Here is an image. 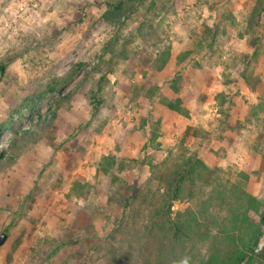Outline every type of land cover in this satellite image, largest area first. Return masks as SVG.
<instances>
[{
	"label": "rangeland",
	"instance_id": "obj_1",
	"mask_svg": "<svg viewBox=\"0 0 264 264\" xmlns=\"http://www.w3.org/2000/svg\"><path fill=\"white\" fill-rule=\"evenodd\" d=\"M262 4L137 0L107 21L105 0H0V264H206L238 206L264 252ZM189 160L176 243L157 213Z\"/></svg>",
	"mask_w": 264,
	"mask_h": 264
},
{
	"label": "trees",
	"instance_id": "obj_2",
	"mask_svg": "<svg viewBox=\"0 0 264 264\" xmlns=\"http://www.w3.org/2000/svg\"><path fill=\"white\" fill-rule=\"evenodd\" d=\"M136 1L137 0H131V1L105 0V5L107 9L104 14V19L107 21H112L118 19L119 17L129 12L130 10L131 12H133V7H131V4L132 5L135 4ZM229 1L230 0H223L224 3H227ZM260 1L262 0H259V2ZM253 12H254L253 16H257L258 20L259 18L264 17V4H262V6L259 9L255 7ZM151 34L154 35V32H151ZM254 55L256 56L257 53L255 52ZM169 58H170V52L168 50L164 51L161 57L159 58V61L157 60L158 65L154 66L155 70L156 71L162 70V68L165 67V65L169 61ZM5 68L6 65H1L0 73H3ZM104 78L105 77L102 75L99 78V83L102 82ZM170 89L173 92H176V89L173 86L170 87ZM54 90H55L54 87H50L49 92ZM44 96L45 93H41L37 95L34 100L35 101L34 103L42 99ZM170 98L171 96L165 95L164 97L161 98L160 104L164 105V107H167L169 111L179 112V107H180L179 99L178 98L174 99V101L168 100ZM171 102H176V103L172 104ZM94 109L95 110L97 109L95 104H94ZM199 165L202 166L203 168V164H201L199 160H196L194 163H192L189 160V161H185L181 165L176 166L172 177L168 180L164 188L165 191L163 194L162 203L158 209L157 215L159 217H162L165 220V222H167L170 225L169 238L176 243H180L181 240H183L185 237H188L189 234L192 233L193 222H192V217L180 219V215H183L180 213L178 214L179 217H177V219L173 221L171 219L173 204L175 201H177L180 198V194L182 191V187L184 186L185 180H187L188 176H190L192 173H194L196 169H198ZM246 198H247L248 210L254 209L255 215H257V217L261 222L262 219H264V208H262L261 202L255 200L250 196H246ZM250 207L251 209H249ZM185 214H188V212H186ZM234 226H235V240H238V242H234L231 240L232 245L230 246V249L226 252L227 255H225L224 257H221L223 254H220V252L216 250L213 256L209 257L206 264H251L252 261L255 259H258V261H264V252L255 253L253 247L256 243V240L260 236V227L258 224L253 222L252 219L249 217V212L243 210L241 206H238L235 209ZM151 231L152 228L150 232Z\"/></svg>",
	"mask_w": 264,
	"mask_h": 264
},
{
	"label": "water",
	"instance_id": "obj_3",
	"mask_svg": "<svg viewBox=\"0 0 264 264\" xmlns=\"http://www.w3.org/2000/svg\"><path fill=\"white\" fill-rule=\"evenodd\" d=\"M6 235L5 234H1L0 235V247L3 245V243L5 242L6 240Z\"/></svg>",
	"mask_w": 264,
	"mask_h": 264
},
{
	"label": "crops",
	"instance_id": "obj_4",
	"mask_svg": "<svg viewBox=\"0 0 264 264\" xmlns=\"http://www.w3.org/2000/svg\"><path fill=\"white\" fill-rule=\"evenodd\" d=\"M234 2V6H235V1H233Z\"/></svg>",
	"mask_w": 264,
	"mask_h": 264
}]
</instances>
